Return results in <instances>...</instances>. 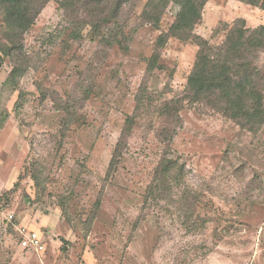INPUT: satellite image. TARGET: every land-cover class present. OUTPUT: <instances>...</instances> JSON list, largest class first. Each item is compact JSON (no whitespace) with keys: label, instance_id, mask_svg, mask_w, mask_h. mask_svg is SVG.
Returning a JSON list of instances; mask_svg holds the SVG:
<instances>
[{"label":"rangeland","instance_id":"rangeland-1","mask_svg":"<svg viewBox=\"0 0 264 264\" xmlns=\"http://www.w3.org/2000/svg\"><path fill=\"white\" fill-rule=\"evenodd\" d=\"M119 1H50L23 34L0 8V264H264V123L188 98L177 0ZM238 20L264 10L207 0L191 33L216 47Z\"/></svg>","mask_w":264,"mask_h":264},{"label":"trees","instance_id":"trees-1","mask_svg":"<svg viewBox=\"0 0 264 264\" xmlns=\"http://www.w3.org/2000/svg\"><path fill=\"white\" fill-rule=\"evenodd\" d=\"M50 1L57 0H0L4 30L23 34ZM164 1L149 0L146 8L159 14ZM177 1L180 10L171 32L178 39L195 40L199 47L187 78L185 92L188 98L209 107L245 130L257 131L264 123V73L255 62L264 51V27L248 29L243 20H238L221 45L210 47L205 40L191 33L201 19V10L207 0ZM238 1L264 10V0L262 3L260 0ZM119 3L123 2L120 0ZM154 22H157V15ZM6 40L12 47L15 46L14 36ZM5 50L6 44L1 46V51ZM174 108L173 103L169 110L173 111Z\"/></svg>","mask_w":264,"mask_h":264},{"label":"built area","instance_id":"built-area-1","mask_svg":"<svg viewBox=\"0 0 264 264\" xmlns=\"http://www.w3.org/2000/svg\"><path fill=\"white\" fill-rule=\"evenodd\" d=\"M19 244L23 249L33 250L36 252L43 250L42 241L35 232H28L23 236Z\"/></svg>","mask_w":264,"mask_h":264}]
</instances>
